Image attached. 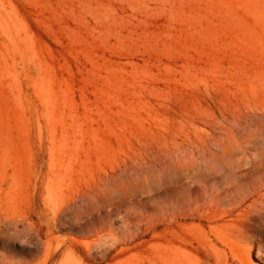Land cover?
<instances>
[{
  "label": "rangeland",
  "instance_id": "1",
  "mask_svg": "<svg viewBox=\"0 0 264 264\" xmlns=\"http://www.w3.org/2000/svg\"><path fill=\"white\" fill-rule=\"evenodd\" d=\"M250 189L264 0H0V264H224Z\"/></svg>",
  "mask_w": 264,
  "mask_h": 264
},
{
  "label": "bare ground",
  "instance_id": "2",
  "mask_svg": "<svg viewBox=\"0 0 264 264\" xmlns=\"http://www.w3.org/2000/svg\"><path fill=\"white\" fill-rule=\"evenodd\" d=\"M223 204L225 201H217L218 206ZM208 222L215 224L213 229L221 246L230 251L224 264H241L240 256L253 252L260 255L264 263V189L248 190L228 209L213 212ZM214 259L211 254L204 263L212 264ZM215 264H221V260L217 259Z\"/></svg>",
  "mask_w": 264,
  "mask_h": 264
}]
</instances>
